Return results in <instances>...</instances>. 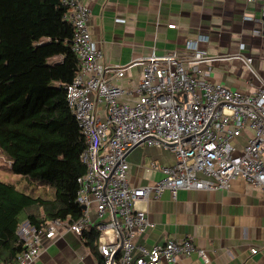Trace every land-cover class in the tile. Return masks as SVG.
Returning a JSON list of instances; mask_svg holds the SVG:
<instances>
[{"label":"built area","instance_id":"1","mask_svg":"<svg viewBox=\"0 0 264 264\" xmlns=\"http://www.w3.org/2000/svg\"><path fill=\"white\" fill-rule=\"evenodd\" d=\"M248 1L262 5L259 31L264 42V0ZM63 2L78 59L65 97L85 138L80 153L85 171L77 177L76 192L81 216L51 219L39 226L21 220L16 232L23 249L13 261L0 264H32L45 243L65 230L81 237L95 230L100 264L172 263L180 255L192 254L207 261L205 250L188 235L169 236L151 246L137 242L136 237L154 225L137 203L150 195L157 198L165 189L172 197L180 189L228 190L237 178L264 191V72L254 68L244 43L232 54H210L200 46L208 35L201 34L182 53L153 52L135 61L142 66L141 76L127 89L110 76H124L128 66H107L101 60L102 50L88 27V6L83 0ZM222 59L243 61L257 82L253 92L233 90L208 78L214 62ZM101 104L104 117L96 114ZM241 134L245 141L239 148ZM140 143L170 148L175 161L153 163L163 176L152 184L134 186L127 178V155Z\"/></svg>","mask_w":264,"mask_h":264},{"label":"crops","instance_id":"2","mask_svg":"<svg viewBox=\"0 0 264 264\" xmlns=\"http://www.w3.org/2000/svg\"><path fill=\"white\" fill-rule=\"evenodd\" d=\"M90 10L88 27L102 50L107 66H128L124 76L111 81L133 88L142 66L134 62L151 55L182 53L187 43L199 35L210 54H232L244 43V52L253 57V66L264 72V42L260 36L262 5L248 0H83ZM168 24H175L169 27ZM240 92H253L257 82L239 59L214 62L208 76ZM96 114L104 117L101 104ZM244 134H247L244 133ZM237 138L241 148L245 135ZM128 181L139 186L152 184L163 175L153 163L170 165L175 154L164 146L140 143L127 155ZM153 221V227L136 241L146 246L162 244L165 238L191 236L193 243L208 256L180 255L162 264H264V191L242 178L228 190L180 189L176 197L163 190L137 203ZM25 220V219H24ZM251 248L256 251L252 252ZM32 264H100V255L85 237L65 230L46 242Z\"/></svg>","mask_w":264,"mask_h":264},{"label":"trees","instance_id":"3","mask_svg":"<svg viewBox=\"0 0 264 264\" xmlns=\"http://www.w3.org/2000/svg\"><path fill=\"white\" fill-rule=\"evenodd\" d=\"M66 12L63 0H0V152L23 179V186L0 179V262L23 249L16 232L22 213L38 226L81 216L85 138L65 97L78 68ZM35 185L49 193L35 194ZM83 236L96 249V231Z\"/></svg>","mask_w":264,"mask_h":264},{"label":"rangeland","instance_id":"4","mask_svg":"<svg viewBox=\"0 0 264 264\" xmlns=\"http://www.w3.org/2000/svg\"><path fill=\"white\" fill-rule=\"evenodd\" d=\"M10 161L6 159V157L0 152V179L17 182L19 185L23 186V179L17 177L9 170ZM35 194L42 193L48 194L49 189L43 185H35L34 189L32 190ZM21 220L26 219L25 214H21Z\"/></svg>","mask_w":264,"mask_h":264},{"label":"clouds","instance_id":"5","mask_svg":"<svg viewBox=\"0 0 264 264\" xmlns=\"http://www.w3.org/2000/svg\"><path fill=\"white\" fill-rule=\"evenodd\" d=\"M190 46H192V45H190Z\"/></svg>","mask_w":264,"mask_h":264}]
</instances>
